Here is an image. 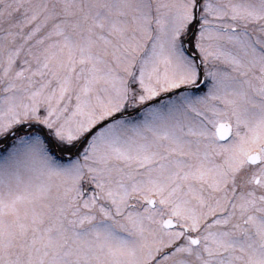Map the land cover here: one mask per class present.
I'll use <instances>...</instances> for the list:
<instances>
[{"label": "snow or ice", "instance_id": "6c2138e0", "mask_svg": "<svg viewBox=\"0 0 264 264\" xmlns=\"http://www.w3.org/2000/svg\"><path fill=\"white\" fill-rule=\"evenodd\" d=\"M0 264H264V0H0Z\"/></svg>", "mask_w": 264, "mask_h": 264}]
</instances>
